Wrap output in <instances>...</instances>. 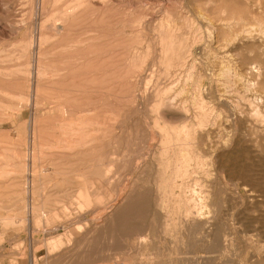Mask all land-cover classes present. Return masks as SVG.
Instances as JSON below:
<instances>
[{"label":"rangeland","instance_id":"obj_1","mask_svg":"<svg viewBox=\"0 0 264 264\" xmlns=\"http://www.w3.org/2000/svg\"><path fill=\"white\" fill-rule=\"evenodd\" d=\"M84 2L56 33L54 0H0V166L16 172L0 176V216L26 220L0 264H264V0ZM185 124L189 172L207 167L163 208L179 154L163 140ZM142 194L145 240L86 233Z\"/></svg>","mask_w":264,"mask_h":264},{"label":"bare ground","instance_id":"obj_2","mask_svg":"<svg viewBox=\"0 0 264 264\" xmlns=\"http://www.w3.org/2000/svg\"><path fill=\"white\" fill-rule=\"evenodd\" d=\"M63 0H54V3H58L60 4L62 7L60 8L61 10H59L58 12H52L51 13V17L50 19H48L46 22L50 23L51 28L53 29V31H55L56 33H59L61 30L64 29L65 25H68V22L70 21V19L72 17H74L77 13V11H81L80 9L83 8L82 4H84V0H72L71 2H67V3H63ZM63 4H61V3ZM84 2V3H83ZM53 4V3H52ZM57 4V5H58ZM84 6V5H83ZM78 12V13H79ZM255 13V11H254ZM78 16V15H77ZM248 18V16H247ZM235 21V20H234ZM222 22V21H221ZM244 24V23H243ZM44 25H47L46 23ZM222 25H227V24H222ZM260 25V24H259ZM228 26V25H227ZM45 26L41 27V32L44 31ZM49 28V27H48ZM50 29V30H52ZM244 29V28H243ZM246 29V28H245ZM244 29V30H245ZM262 29V28H261ZM47 30V29H46ZM244 32V31H243ZM176 33V32H175ZM247 33V32H246ZM44 34V33H43ZM61 34V33H60ZM59 34V35H60ZM159 36V35H158ZM242 36V35H241ZM262 37V36H261ZM240 38V37H239ZM263 38V37H262ZM46 39V38H45ZM43 37L42 39H40V43L42 44L44 42ZM172 40V39H171ZM175 40V39H174ZM237 40V39H236ZM260 41V40H259ZM170 42V41H169ZM230 42V41H229ZM166 46V44H165ZM227 46V45H226ZM181 47V46H180ZM165 48V47H164ZM230 50V49H229ZM174 54V53H173ZM185 55V54H184ZM176 56V55H175ZM181 56V55H180ZM183 58V57H182ZM184 58H186L184 56ZM143 63V62H142ZM183 63V62H182ZM137 65V64H136ZM142 65V64H141ZM186 65V64H184ZM139 67H140V63H139ZM182 68V67H181ZM230 68V67H229ZM182 71V70H180ZM230 72V71H229ZM255 72V71H254ZM186 74V73H185ZM258 74V73H257ZM252 78V77H251ZM248 80V79H247ZM239 81V80H238ZM249 86V85H248ZM189 89V88H188ZM250 89V88H249ZM247 90V89H246ZM245 93V92H244ZM257 94V93H256ZM258 95V94H257ZM232 99V98H231ZM259 99V98H258ZM203 106V104H201ZM184 106V105H183ZM236 107V106H235ZM241 109V108H240ZM201 112V111H200ZM184 114H187L186 111ZM243 116V115H242ZM171 117V116H170ZM168 117V118H170ZM198 119V127H201L202 125L205 124L204 122V115H201L199 117H197ZM174 120V119H173ZM187 121V120H186ZM165 123V122H164ZM159 124V123H156ZM83 125V124H82ZM63 128V127H62ZM161 128V127H160ZM67 129V128H66ZM64 130V129H63ZM70 130V129H69ZM196 130V129H195ZM195 130L190 127L189 125H183V127L179 130H172V133H169L168 136L166 138H164L163 143L164 142H171L170 144H168L166 147H169V145H171V147H174V150H178L179 154L176 155V159H177V168L175 169V171L173 170V174L167 178H163L160 182V184L158 185V189L160 192H162V198H161V207L165 208L166 204H168V201L170 200V198H172V196H174L176 189L179 190L180 197L181 200H185V202L187 201L186 197H184L183 194L184 193V187L186 186L185 181L187 180V178L192 177V173L196 174V169L198 168L203 169L207 164L206 162L202 161L201 159H199L200 157L197 158L196 160V169H193V171L190 173L189 172V168H192L191 163L193 161L192 158V154L195 155L194 149H191L190 154L187 152V147H195V140L196 137V133ZM166 131V130H165ZM197 131V130H196ZM64 132V131H63ZM69 132V131H68ZM164 133V132H163ZM75 134V133H74ZM166 134V132H165ZM163 135V134H162ZM86 136V135H85ZM154 136V135H153ZM77 138V137H76ZM75 138V139H76ZM154 138V137H153ZM73 139V137H72ZM85 139V138H84ZM69 140V139H68ZM71 140V139H70ZM83 140V139H82ZM73 141V140H72ZM154 141V140H153ZM65 142V141H63ZM76 142V141H75ZM66 143V142H65ZM80 143V141H79ZM67 145V144H66ZM79 145V144H77ZM164 145V144H162ZM165 146V145H164ZM163 146V147H164ZM172 147V148H173ZM63 149V148H62ZM73 149V148H72ZM168 151V150H167ZM164 152V151H163ZM162 152V153H163ZM39 154V153H38ZM41 154V153H40ZM39 154V156H40ZM197 155V154H196ZM42 156V155H41ZM199 156V155H198ZM175 157V156H174ZM196 157V156H195ZM194 157V158H195ZM10 158L7 157H3L0 156V160L1 161H8ZM196 159V158H195ZM205 160V159H204ZM38 161L37 155H34L32 157V162L33 165L35 167L36 162ZM39 162V161H38ZM37 162V163H38ZM208 163V162H207ZM195 164V163H194ZM161 165V164H160ZM169 165V163L167 164ZM190 166V167H189ZM9 164H6V166L1 165L0 166V176H9V175H13V173H16L15 171H12L9 169ZM187 169H186V168ZM207 167V166H206ZM205 169V168H204ZM37 170V169H36ZM35 169H33V176H37L38 173ZM26 171V168H20L18 169V174H24ZM172 171V170H171ZM206 171V170H205ZM40 172V171H39ZM196 172V173H195ZM168 173V170H165L166 174ZM172 173V172H171ZM206 173H208V171H206ZM207 176H209L210 174H206ZM170 174V172H169ZM192 174V175H191ZM40 176V175H39ZM42 176V175H41ZM161 177H164V175H162ZM212 178V177H211ZM194 187V186H193ZM242 190V189H241ZM203 193V192H202ZM206 194V193H205ZM203 195V194H202ZM208 195V193H207ZM213 195V194H212ZM194 196V195H193ZM205 196V195H204ZM188 197V196H187ZM203 197V196H202ZM207 197V196H206ZM189 198V197H188ZM208 198V197H207ZM200 200V199H199ZM204 200V199H203ZM205 200H207L205 198ZM191 202H194L193 197H191V199L189 200ZM188 203V202H187ZM196 203V202H195ZM204 203V202H202ZM183 204V203H182ZM201 204V202H200ZM185 205H189L186 204ZM194 206V205H193ZM199 206V205H198ZM148 207H149V202L147 201L145 194H142L141 196H130V198L128 199V203L126 206H120L119 209L116 210V214L114 215H110L105 221H103L100 224H97V227L94 228L91 231H88L86 233H92L93 234H97V235H104L106 233H111L114 236V238L118 239V241L116 242L115 245H117V247L119 249H122L121 247L123 246V242L128 241V239L134 238V237H138L140 239V241L142 242L143 240H145L143 235H140L139 231L142 227L141 223L143 222V220L145 219L147 213H148ZM203 207V206H202ZM162 208V209H163ZM187 208V207H186ZM189 208V207H188ZM121 209V210H120ZM190 209L192 210V208L190 207ZM201 209V208H200ZM140 210V212H139ZM143 210V211H142ZM187 210V209H185ZM188 211V210H187ZM33 212V211H32ZM190 212V210L188 211ZM123 213H128L129 218H130V223L128 225H123V223L116 225V221L118 220L120 215H123ZM191 213V212H190ZM34 214L39 215V214H44L42 213L41 210L39 209H34ZM33 214V215H34ZM119 214V216H118ZM105 215V214H104ZM187 215V214H186ZM192 215L194 216V219H198L201 218L202 216V212H198L197 210L192 212ZM17 218V216H15ZM205 217V216H204ZM14 217L8 216V215H3L0 216V224L2 226V231L0 230V243L2 242V240L4 239V231L7 230V228H11V227H16L17 225H21L22 223H24L23 221L25 220L24 217H21L19 219H16ZM123 217H120V220H122ZM26 221V220H25ZM98 221V219L94 220V222ZM170 223V222H169ZM193 223V222H192ZM94 224V223H93ZM200 223H196V225H199ZM82 231V228H80L79 232ZM142 237V239H141ZM92 239H89L88 236L82 237L79 240L76 241L75 243V247L73 246V248L71 250H69L70 252H68L66 254V257L69 258L68 262H71L70 260L72 259L73 256H75V254H79L82 255L87 253L88 251H90L88 248H81L83 244H89L91 243ZM70 244V243H69ZM60 246V244H59ZM65 253V252H64ZM83 253V254H82ZM63 255V254H62ZM64 258V257H63ZM48 260V259H47ZM56 260V259H55ZM63 260V259H62ZM66 260V258H65ZM56 262H61V259L58 258L57 261H45V264H56ZM67 262V261H65Z\"/></svg>","mask_w":264,"mask_h":264},{"label":"built area","instance_id":"obj_3","mask_svg":"<svg viewBox=\"0 0 264 264\" xmlns=\"http://www.w3.org/2000/svg\"><path fill=\"white\" fill-rule=\"evenodd\" d=\"M26 264H35V262L33 261V259L29 260L28 263ZM113 264H126L124 261L121 260H117L115 261Z\"/></svg>","mask_w":264,"mask_h":264}]
</instances>
